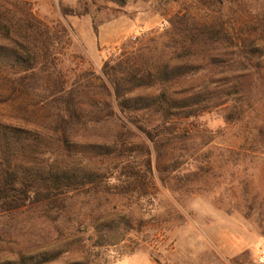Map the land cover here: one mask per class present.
I'll list each match as a JSON object with an SVG mask.
<instances>
[{
  "label": "rangeland",
  "instance_id": "1",
  "mask_svg": "<svg viewBox=\"0 0 264 264\" xmlns=\"http://www.w3.org/2000/svg\"><path fill=\"white\" fill-rule=\"evenodd\" d=\"M14 1L48 29L53 41L47 61L52 74L39 81L46 88L43 98L63 87L65 94L73 89L85 101L106 83L101 69L107 61L123 54L146 59L161 54L169 20L185 13L188 29L208 23L219 31V46L211 54L222 61L193 77L190 86L212 83L218 92L236 86L239 93L196 118L175 121L177 141L151 146V179L141 176V165L135 161L131 167L137 176L128 188L88 187L32 207L0 211V264H15L18 253L30 263L55 257L47 264H260L264 0H223L187 11L185 7L196 0H126L123 6L107 0ZM145 45L149 49L139 53ZM228 59L242 70L226 73L223 61ZM9 95L0 84L2 120L62 136L56 102L44 100L33 108L39 98ZM113 103L118 112L119 103ZM84 114L89 123L72 130L78 141H111L120 131L116 122L103 121L104 113L88 104ZM130 137L134 143L144 141L138 131ZM56 148L47 150L70 168L104 173L110 165L107 156L62 158ZM171 156L177 159L174 169ZM54 214L59 216L55 222Z\"/></svg>",
  "mask_w": 264,
  "mask_h": 264
},
{
  "label": "trees",
  "instance_id": "2",
  "mask_svg": "<svg viewBox=\"0 0 264 264\" xmlns=\"http://www.w3.org/2000/svg\"><path fill=\"white\" fill-rule=\"evenodd\" d=\"M107 1L119 6L126 2ZM222 1L196 0V4L187 5L185 10ZM185 17L186 13L182 17L176 14L169 20L170 31L165 33L167 40L161 54L148 59L142 55L134 58L123 54L107 61L101 69L106 83L96 94L86 96L85 102L73 89L65 94L63 87L41 97L46 88L40 87L39 81L52 74L47 63L52 38L48 29L30 11L23 10L19 2L0 0V41L3 42L0 43V84L9 90V97L22 94L27 99L31 96L39 98L31 104L33 108L44 104V100L48 104L56 102L58 121L64 128L62 136L55 138L0 118L1 212L32 207L88 187L96 190L101 185L109 190L128 188L130 180L137 176L131 167L135 161L141 165V176L151 179V146L177 141L179 137L173 127L175 121L196 118L212 106L230 102L239 93L236 86L223 92H218L212 83L190 86L193 77L222 61H217L219 57L211 54L219 46L216 45L219 31L208 23L188 29ZM154 42V39L150 41ZM147 49L149 45L138 52ZM175 60L179 62H173ZM223 62L228 66L226 73L235 74L242 70L234 66V59ZM113 102L119 103L118 112L113 111ZM86 104L96 108L100 115L104 113L103 121L116 122L120 131L114 139L99 143L76 139L72 130L84 128L90 121L84 114ZM134 131L144 137L143 142L131 141L130 135ZM165 136L171 139L165 141ZM53 145L62 158L81 160L91 154L107 156L110 165L104 173L70 168L58 163L54 154L47 150ZM170 159L174 169L177 159L174 156ZM53 217L55 222L59 216L54 214ZM54 259L44 257L30 263L24 253H18L15 264H47Z\"/></svg>",
  "mask_w": 264,
  "mask_h": 264
},
{
  "label": "built area",
  "instance_id": "3",
  "mask_svg": "<svg viewBox=\"0 0 264 264\" xmlns=\"http://www.w3.org/2000/svg\"><path fill=\"white\" fill-rule=\"evenodd\" d=\"M136 36L132 37V40L133 41H136ZM257 261L260 263V264H264V249H260L259 250V253L257 255Z\"/></svg>",
  "mask_w": 264,
  "mask_h": 264
}]
</instances>
